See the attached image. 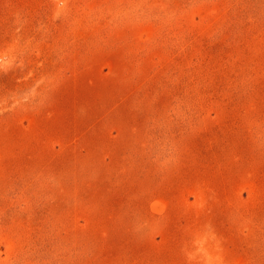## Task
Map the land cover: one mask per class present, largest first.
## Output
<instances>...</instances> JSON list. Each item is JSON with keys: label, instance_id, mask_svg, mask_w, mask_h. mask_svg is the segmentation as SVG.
<instances>
[{"label": "rangeland", "instance_id": "obj_1", "mask_svg": "<svg viewBox=\"0 0 264 264\" xmlns=\"http://www.w3.org/2000/svg\"><path fill=\"white\" fill-rule=\"evenodd\" d=\"M0 264H264V0H0Z\"/></svg>", "mask_w": 264, "mask_h": 264}]
</instances>
